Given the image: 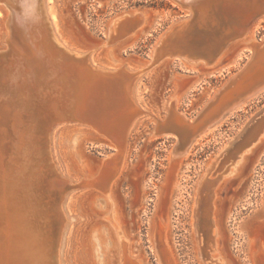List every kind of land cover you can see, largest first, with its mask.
Wrapping results in <instances>:
<instances>
[{"label": "rangeland", "instance_id": "1", "mask_svg": "<svg viewBox=\"0 0 264 264\" xmlns=\"http://www.w3.org/2000/svg\"><path fill=\"white\" fill-rule=\"evenodd\" d=\"M44 5L57 9L61 35L76 50L91 51L94 65L108 61L112 69L143 70L137 80L140 111L126 131L122 167L109 194L93 184L70 191L75 199L69 200L64 212L75 221L67 223L73 233L68 247L62 243L61 264L66 259L69 264H121L123 243L138 264H164L163 245L174 264H252L253 247L264 246V87L245 105L224 111L220 122L195 139L185 156L173 155L178 136L161 125L174 107L193 121L204 116L215 93L250 61L249 43L264 42V14H260L264 12L256 13L260 15L247 31L226 44L213 65L172 56L147 68L166 30L184 19L185 8L170 0H44ZM135 13L143 17L139 28L127 33L122 21L109 39L107 31L115 19ZM4 18L0 12V48L5 47L0 67L9 58L3 43ZM49 109L48 117H56ZM69 122L52 130L50 147L61 173L77 181L72 184H82L117 152L114 145H118L91 125ZM201 181L208 188L210 219L202 212L194 218ZM203 197L201 206L207 199ZM157 218L165 226L162 246L152 235Z\"/></svg>", "mask_w": 264, "mask_h": 264}, {"label": "bare ground", "instance_id": "2", "mask_svg": "<svg viewBox=\"0 0 264 264\" xmlns=\"http://www.w3.org/2000/svg\"><path fill=\"white\" fill-rule=\"evenodd\" d=\"M0 1L3 3L0 12L5 14L3 43L5 41L9 49V58L6 56L0 67V264H61L62 243L68 247L73 233L67 223L75 221L74 216L68 218L64 212L69 200L75 199L70 191L80 185L93 184L102 194H109L111 183L122 167L126 131L140 111L141 84L137 80L143 70L112 69L108 61L94 65L96 60L90 57L91 51H78L64 39L59 31L62 25L55 19L57 9L46 8L44 0ZM170 1L185 7L186 15L179 21L181 25L170 46L167 44L169 37L158 42L147 68L162 57L172 56L194 64L213 65L224 51L214 58L224 38L242 34L251 16L264 12V0ZM221 14L228 22L219 36L212 34L211 39H203L202 34L192 41L181 37L187 28L188 16L193 17L198 27L205 29L209 23L207 26L212 30L211 23L222 27ZM142 19L136 13L132 17L124 15L115 19L107 31L109 39L122 21L126 22V29L132 26L133 32L139 28ZM248 46L250 61L229 77L222 90L210 97L203 117L193 121L178 113L176 107L169 109L168 119L160 125L178 136L174 156H185L195 139L220 122L224 111L245 105L251 95L264 87V42L251 41ZM2 49L5 47L0 51ZM196 50L207 57L196 56L199 53ZM48 107L56 117H48L50 114L45 111ZM71 120L91 125L118 145H114L117 152L106 157L96 173L82 184H72L77 181L61 173L50 147L54 138L52 130ZM5 140H9L7 145ZM63 143L71 142L63 140ZM203 182L197 188L194 218L203 213L208 218L211 215L207 207L208 188ZM203 196L207 199L201 206ZM164 230V223L157 218L152 234L157 245L162 246L161 241L165 240ZM65 234L68 237L64 239ZM196 245L203 258L198 234ZM207 248L210 250L212 245ZM160 254L164 264H174L166 245L162 246ZM134 260L123 243L121 264H138ZM251 261L252 264H264L263 245L253 247ZM64 264L69 261L66 259Z\"/></svg>", "mask_w": 264, "mask_h": 264}, {"label": "water", "instance_id": "3", "mask_svg": "<svg viewBox=\"0 0 264 264\" xmlns=\"http://www.w3.org/2000/svg\"><path fill=\"white\" fill-rule=\"evenodd\" d=\"M183 8H185V7H183ZM186 9V8H185ZM260 14H264V13H260ZM260 14H255L254 16H252L249 20H248V27H249V25H250V23H251V21H252V19H254L257 15H260ZM221 16H222V14H221ZM182 17V16H181ZM181 17L180 18H178V19H181ZM177 19V20H178ZM186 22H187V28L185 29V32H184V34H182V36L181 37H184V38H189V39H191V41L192 40H194V38H198L200 35H202L203 34V36H205V38H203V39H211L212 37H214L212 34H216L215 36H219L218 34L220 33V32H222L223 30H225V28L223 27V25L226 27L227 25H226V23L228 22V20H226L223 16H222V22H221V24H222V27L221 26H218V25H215V23H211L212 25L211 26H213L212 27V30L211 29H209L208 28V26L207 25H209V23H207V25H206V28L204 29V28H202V27H198L196 24H195V20L193 19V17H191V16H188L187 18H186ZM179 23H181V22H175V24L172 26V28H170L168 31H167V33L166 34H164V37H163V39H162V41H164V39H167V37H169L170 38V40L168 41V45L170 46L171 44H172V42H173V38H174V36H175V34L178 32V28L180 27V25L181 24H179ZM248 27H247V29H248ZM131 28H132V26H131ZM130 28V29H131ZM130 29H128V31H127V33H130L131 32V30ZM247 29H246V31H247ZM214 32V33H213ZM202 36V37H203ZM239 36H242V35H239ZM239 36H232V35H230V36H228L226 39L224 38V40H223V43L222 44H220V46H219V49H218V51L216 52V54L215 55H213L214 56V58L216 57H219L220 56V54L222 53V51L224 50V48H225V46H226V44L231 40V39H233V38H236V37H239ZM201 37V36H200ZM201 39V38H200ZM196 40V39H195ZM197 41V40H196ZM200 46H202V45H200ZM197 52H199V50H196V53ZM196 56H204V58H206L207 56H205L204 55V53L203 52H199V53H197V54H195ZM177 58H179V57H177ZM262 86H263V84H262ZM262 86H259V88H261Z\"/></svg>", "mask_w": 264, "mask_h": 264}]
</instances>
